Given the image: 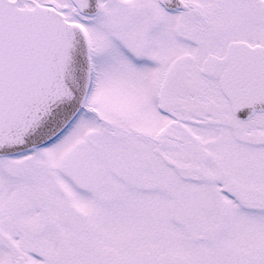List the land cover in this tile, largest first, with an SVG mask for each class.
<instances>
[{
  "label": "snow or ice",
  "instance_id": "6c2138e0",
  "mask_svg": "<svg viewBox=\"0 0 264 264\" xmlns=\"http://www.w3.org/2000/svg\"><path fill=\"white\" fill-rule=\"evenodd\" d=\"M0 264H264V0H0Z\"/></svg>",
  "mask_w": 264,
  "mask_h": 264
}]
</instances>
